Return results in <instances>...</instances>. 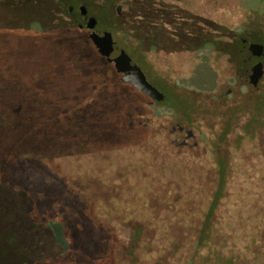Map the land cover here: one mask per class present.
Returning a JSON list of instances; mask_svg holds the SVG:
<instances>
[{"label":"trees","instance_id":"trees-1","mask_svg":"<svg viewBox=\"0 0 264 264\" xmlns=\"http://www.w3.org/2000/svg\"><path fill=\"white\" fill-rule=\"evenodd\" d=\"M84 46L58 35L0 30L6 64L17 69L0 87V167L27 168L23 177L32 181L25 194H43L50 210L64 209L47 222L51 229L62 226L65 256L75 263L103 264L114 252L117 264L127 258L129 264H146L155 247L173 241L174 229L210 198L215 214L203 242L212 244L206 234L219 222L218 200L253 178H260L255 187L264 184V106L250 144L241 131L246 119L232 120L222 141L243 132L241 149L229 146V154L220 153L209 142L192 151L174 144L166 132V118L177 116L180 105L156 104L115 70H88L104 63ZM175 92L169 96L177 100ZM96 151L108 155L94 163L86 159ZM231 223L241 227L246 221L238 213ZM213 235L220 242L224 233ZM249 240L236 237L238 243L210 254L208 262L233 261Z\"/></svg>","mask_w":264,"mask_h":264},{"label":"flooded vegetation","instance_id":"flooded-vegetation-1","mask_svg":"<svg viewBox=\"0 0 264 264\" xmlns=\"http://www.w3.org/2000/svg\"><path fill=\"white\" fill-rule=\"evenodd\" d=\"M17 6L23 7L24 16L8 13L6 19L30 25L25 29L27 33L78 39L91 52L97 51L104 65L98 67L92 63L88 70L117 72L115 62L106 60L101 53L105 43L115 40L142 68L148 80L165 94L164 100L153 99L158 105H181L169 96L170 90L188 89L192 73L209 70L211 77H206L210 79L209 85L202 91L204 103L199 100L201 114L194 113L188 103L184 119H179V115L166 118L169 122L166 132L177 146L193 151L211 142L210 137L224 132L225 120H241L243 112L239 105L253 94L259 95L264 106V53L257 56L250 49L251 43L257 42L250 40L251 32L259 21H264H258L264 16H258V5L242 0H0V10L11 11ZM150 9L157 14L180 11L195 15L189 18L192 33L179 32L172 16L151 19L146 13ZM210 22L223 26L225 31L217 29L209 42L198 29L207 31ZM7 59L8 55L0 50V87L4 78H14L17 71L15 65L6 64ZM259 62L263 64L262 76L252 83L250 76ZM26 173L27 168L21 166L0 167V235H6L8 245L50 247L61 254L58 261L74 262L65 256L68 241L62 226L51 229L47 222L53 213L63 216L64 209L50 210L48 198L43 194L27 196L25 192L31 189L32 179L23 177ZM46 183L43 179V189ZM155 249L157 253L159 246Z\"/></svg>","mask_w":264,"mask_h":264},{"label":"rangeland","instance_id":"rangeland-1","mask_svg":"<svg viewBox=\"0 0 264 264\" xmlns=\"http://www.w3.org/2000/svg\"><path fill=\"white\" fill-rule=\"evenodd\" d=\"M247 4H255L257 7V14H264V0H242ZM23 7L17 6L11 11L10 9L0 10V30L5 31H21L30 27V25L25 23H11L8 22L6 16H9L10 13L13 16H24ZM147 16L151 19L157 17H169L175 18L178 23V31L188 34L192 33L190 30L189 18L195 17V15H191L184 12H173L172 14H157L154 10H146ZM8 14V15H7ZM264 16L261 15L259 20H264ZM23 22V21H21ZM34 27H43V26H34ZM45 27V26H44ZM256 29L251 32L250 40L264 43V21H259L256 25ZM225 31V28L215 22H210L208 25L207 31H202L198 29V33H202L203 38L207 37L209 42L213 38L212 34L214 32ZM242 33H245L243 29H241ZM200 36V35H199ZM210 71L206 72H194L191 76H189L190 88L180 90L178 89L175 92L177 98V102H180V108H178L179 119H184L185 116L183 112L187 109L189 110L190 103L193 106L194 113L201 114V100L204 103V93L202 92L204 88H207L206 85H209L207 76L211 77ZM259 95L253 94L249 96L245 101L239 105V109L243 112L241 115V120L246 119V123L242 125L241 131L243 129L244 134H246V138L244 139L245 143L250 144V138L254 136L255 127L260 125V122L263 119H260L263 111V106L260 104ZM189 103V106L187 105ZM252 104V107H251ZM238 109V107H237ZM229 114H232L231 112ZM239 120V121H241ZM232 120H225V128L229 125ZM227 125V126H226ZM237 132L235 134H231L226 142L223 143L222 138L223 134L219 132L217 136L211 137L210 143H215L214 147L220 153H228L231 147L235 146L238 150L241 149L239 144V139L241 143L242 133ZM229 147V148H228ZM244 150L248 151V155L251 158L253 152H250L248 147ZM229 154V153H228ZM108 153L103 152H92L90 154H86V159L90 160L94 163V160H99L100 158H104ZM76 160V158L74 159ZM233 165V164H231ZM105 170H109L108 168H104ZM211 180V179H210ZM233 180V178H231ZM260 178H253L249 180L251 183L247 185H228V188L235 189L236 194L228 195L225 199H219V208L216 211V216L219 222L217 225H214L210 233L206 234L207 238H212V244H204V230H207L211 220L214 218L215 209L213 199L210 198L204 202V204L195 211L191 217L188 219L187 223L178 226L175 228V233L173 237V241L167 244L165 247H159L158 252L154 253L152 257L149 258L146 264H264V184H257L255 187V183L259 181ZM231 186V187H230ZM252 188L249 193H244ZM193 187V185L189 186ZM262 187V188H259ZM260 190V192H259ZM262 190V191H261ZM205 195H202V197ZM223 207V208H222ZM240 215V218L246 221L244 226L237 227L231 223V221L235 220L236 216ZM52 221V219H51ZM159 221V220H158ZM157 226V225H154ZM139 229V228H138ZM170 229V227H169ZM208 231V230H207ZM222 231L224 233L223 239L220 242H217L219 236H214L213 234L216 232ZM23 232V231H22ZM251 232L253 233L251 235ZM24 233V232H23ZM5 234L0 235V264H80L72 261H63L59 260L61 257L56 250L52 251V248H39V247H26V244L20 246L18 244L8 245L5 242ZM158 236V235H157ZM214 236V237H213ZM236 237H242L243 239L250 240L245 242L244 248L239 255H237L233 261H221L220 258H215L211 263L208 262V256L210 254H214L223 249H227L232 247V244L235 243L234 239ZM28 240V239H27ZM236 243H238L236 241ZM235 243V244H236ZM205 245V247H204ZM205 248V249H203ZM204 250V251H203ZM203 251V252H202ZM117 252V251H115ZM202 252V255L200 253ZM114 252L110 254L107 258L103 260V264H117L114 262L113 258ZM200 255V256H199ZM118 255H115L117 257ZM134 254L131 255L133 260ZM113 258V259H112ZM128 258L126 261H118L119 264H129ZM143 264V263H142Z\"/></svg>","mask_w":264,"mask_h":264},{"label":"water","instance_id":"water-1","mask_svg":"<svg viewBox=\"0 0 264 264\" xmlns=\"http://www.w3.org/2000/svg\"><path fill=\"white\" fill-rule=\"evenodd\" d=\"M250 49L255 55L261 56L264 53V44L253 42L250 45ZM101 53L106 60L115 62L117 72L123 81L133 84L154 100L165 99V94L148 80L142 68L123 48L118 47L115 40L105 43ZM262 73L263 64L259 62L253 67V72L250 76L251 82L257 83Z\"/></svg>","mask_w":264,"mask_h":264}]
</instances>
